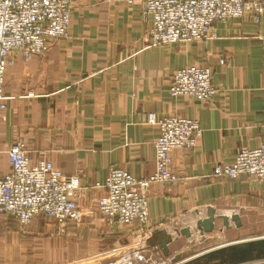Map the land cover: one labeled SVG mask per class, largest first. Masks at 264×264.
Segmentation results:
<instances>
[{"label": "crops", "instance_id": "1", "mask_svg": "<svg viewBox=\"0 0 264 264\" xmlns=\"http://www.w3.org/2000/svg\"><path fill=\"white\" fill-rule=\"evenodd\" d=\"M151 26L142 0H73L66 36L28 60L12 54L0 173L11 170L9 145L24 140L33 161L49 159L63 173L80 175L82 217L62 231L40 215L22 232L17 219L0 214V264H101L138 239L156 262L157 251H174L176 242L237 233L231 246L264 225L263 182L213 175L240 148L264 142V11L215 22L217 37L196 42L150 46ZM193 64L212 68L214 100L170 95L174 73ZM151 113L198 119L204 131L193 149L171 153L181 180L151 185L147 231L139 223L109 221L98 200L106 195L112 166L137 177L155 172L159 128L149 121Z\"/></svg>", "mask_w": 264, "mask_h": 264}, {"label": "built area", "instance_id": "2", "mask_svg": "<svg viewBox=\"0 0 264 264\" xmlns=\"http://www.w3.org/2000/svg\"><path fill=\"white\" fill-rule=\"evenodd\" d=\"M142 2L145 13L152 20L146 36L150 46L215 39L217 35L212 29L215 22H227L246 14L260 16L264 11L263 0ZM72 4L73 0H0V124L7 106L5 76L12 54L17 51L26 60L33 55L45 54L50 42L68 34ZM221 64H225L224 59ZM169 91L174 98L186 96L200 102L218 96L212 68L196 64L177 70ZM149 121L159 128L154 143L155 172L137 177L123 168L112 166L103 184L106 195L98 200L100 213L109 221L130 226L139 223L147 231L151 230L148 226L151 185L181 180L173 168L171 153L176 149H193L204 131L198 119L185 116L158 117L151 113ZM7 154L11 170L0 173V214L7 213L17 219L22 232H26L32 220L40 215L52 217L62 231L70 222L80 223L79 174H65L49 159L33 161L22 139L12 142ZM213 175L234 179L250 175L264 183V142L253 148H240L234 161L216 165ZM101 264L156 262L149 254V245L138 239L122 254Z\"/></svg>", "mask_w": 264, "mask_h": 264}, {"label": "rangeland", "instance_id": "3", "mask_svg": "<svg viewBox=\"0 0 264 264\" xmlns=\"http://www.w3.org/2000/svg\"><path fill=\"white\" fill-rule=\"evenodd\" d=\"M251 234H247L250 240H255L264 236V225L256 227V230L248 231ZM262 233V234H261ZM238 237L237 233H228L227 237H213L210 239H205L204 241L195 240L193 242H176L174 251L172 249L163 252V250H158L155 261L156 264H194L198 262L200 256L205 255L209 249L216 250L222 248V246H227L232 238ZM246 238V239H248ZM228 242V243H227ZM232 245V244H231ZM229 246V244H228ZM109 259V258H108ZM106 259V260H108ZM104 260V261H106ZM103 261V262H104Z\"/></svg>", "mask_w": 264, "mask_h": 264}, {"label": "water", "instance_id": "4", "mask_svg": "<svg viewBox=\"0 0 264 264\" xmlns=\"http://www.w3.org/2000/svg\"><path fill=\"white\" fill-rule=\"evenodd\" d=\"M204 226L207 231L212 229L206 223ZM261 260H264V237L211 251L194 264H245Z\"/></svg>", "mask_w": 264, "mask_h": 264}]
</instances>
